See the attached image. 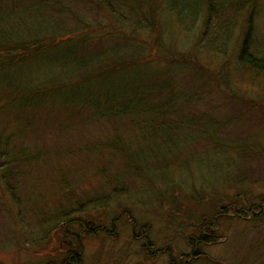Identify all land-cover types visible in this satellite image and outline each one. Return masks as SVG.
<instances>
[{"label": "trees", "instance_id": "trees-1", "mask_svg": "<svg viewBox=\"0 0 264 264\" xmlns=\"http://www.w3.org/2000/svg\"><path fill=\"white\" fill-rule=\"evenodd\" d=\"M189 1L177 2L176 6L172 0H158L162 3L161 13L158 14L168 15L167 12L172 10L171 13L177 16L172 24L182 26L185 19L178 16L185 14L186 5L189 3L190 7L195 8L193 22L201 19L208 31L205 39H213L206 42L204 49L210 51L215 46L217 51L224 55L233 46L230 42L235 44L239 38L233 29H237L238 18L249 4L236 1L239 5L232 4L229 7L228 3L235 0ZM26 2L0 0V100L5 101V104L0 106V115L13 111V115L20 120L18 122H21V127L14 134H10L5 140L0 138V199L1 204L6 206L7 194L11 195L13 199L8 203L6 210L16 212L12 216L15 218L13 223L16 228L26 226L27 230L34 231H27L22 239L11 237L9 244H15L20 251L27 254L46 256L54 239H59L55 233L60 230L65 246L59 249L63 256L59 263L82 264L83 241L95 239L100 235L116 238V224L125 219L133 223L134 239L145 241V253L154 258L152 250L155 246L150 238L151 227L141 225L140 218H133L129 211L123 212L118 219H113L109 226L96 219L88 221L75 216H83L91 207L94 210L105 209L111 199L117 198L116 202H119L131 195L133 199H139L138 203L136 202L138 207H146L153 212L157 210L162 217L165 213V220L169 225L185 227L187 224L186 227L193 228V225L189 224L190 209L200 203L198 201L194 204L196 197L188 192L189 184L173 176L171 172L173 169L184 171L188 166V157L201 160L202 156L209 155L212 157L210 160H213L214 169H217L219 159L231 154L233 161L224 173L223 181L212 186L214 189L238 182L247 183L250 175L246 171H240L243 167L251 169L254 175L259 176H251L254 181H261L264 170V145L258 143L250 146L251 138L241 137L258 125L262 118L256 123L260 116L254 114L244 118L241 113L249 126L251 125L249 129L239 123L241 118L227 117L228 120H223L216 113L218 108H222V104L217 107L210 105L209 108L203 109L206 98L195 88V84L202 80L203 84H206L210 76L216 87H219L225 82L223 78L214 73L208 75V71L201 74L200 71L205 67L198 68V71L188 77L186 93L181 92L186 98H183V95L166 98L163 93L167 84L157 82L163 72H153L155 79L146 86L130 81V75L137 67L150 68V65L143 61H132L133 52L129 47L125 52L111 47L96 50L100 42L95 36V31L99 24L90 21L91 15L96 11L105 13L103 19L112 20L123 29V17L137 10L135 0ZM206 4L209 6L208 10L204 8ZM81 5L84 8H81ZM219 7L225 10L221 12ZM166 19L164 20L167 21ZM34 28L41 30H33ZM121 29H115L121 35L119 39L126 35ZM255 31L256 25L251 26V21H248L245 33L239 32L240 38L243 39L242 44L237 45L240 49L239 59L243 60L240 64L241 74L251 71L264 73V58L250 54L254 40L251 35ZM220 35L225 38L226 43L215 41ZM73 37L75 39L72 40ZM203 37L202 31L201 41ZM165 42L167 43L163 39V44ZM232 48L235 50V46ZM106 61H110L109 65H105ZM30 64H47L48 68L42 70L44 73H39L38 78L29 82L26 81V71L24 76L21 72L20 77L15 75L19 68ZM102 65V70H97ZM60 73L70 74L64 79L60 77ZM172 91H175L173 85ZM227 100L228 104H232V101H241V98L231 93ZM9 104L13 109L4 111ZM233 107L238 108L234 105ZM75 120H78L81 126L93 124L108 127L109 130L95 138L91 135L93 139L80 137V145L77 143L76 146L63 149L58 147L52 141V134L70 135L71 130L76 131ZM40 123L43 124V131L36 146L23 145L25 136L38 133L37 126ZM233 130H237L236 135L231 133ZM89 131L91 133V130ZM235 139H239L236 146L243 149V153L254 151L250 154V162L240 165L239 159L244 160L246 156L241 154L238 159L232 154L234 147L226 141L234 142ZM180 146H184L188 153L194 154L187 155L182 152ZM74 157L92 161L90 163L96 176L104 181L103 193L108 190V196L102 195L100 190L86 196L78 193L76 180L83 175L84 168L82 172V167L77 165L66 164L68 168L60 165L62 158L70 162ZM45 167H48L46 174H49L46 178H35L30 183L24 180L28 178L27 175L36 171L34 169L44 171ZM43 179L49 181L48 185L45 181L47 187L44 191L40 189L39 184ZM157 187L160 191H152V195L148 197L150 189ZM206 188L202 186V190ZM25 189L31 194H25L23 197L21 194ZM146 192L147 196L143 201ZM94 194L98 195L91 197ZM263 206L264 199L253 203L247 201L243 205L232 204L224 217L229 219L228 216H235L238 211L243 216L246 213L252 214L253 221H264V212L258 213ZM130 211L132 212V209ZM24 215L28 216L29 220L26 221ZM221 215L216 214L211 220L205 218L202 223L197 224L196 234L188 238L193 246L191 254L180 257L178 262L174 259L172 264H192L201 259V247L215 245L219 239L216 221H219L218 217ZM35 228L40 229V232L36 233ZM167 254L172 257L170 251Z\"/></svg>", "mask_w": 264, "mask_h": 264}, {"label": "rangeland", "instance_id": "rangeland-1", "mask_svg": "<svg viewBox=\"0 0 264 264\" xmlns=\"http://www.w3.org/2000/svg\"><path fill=\"white\" fill-rule=\"evenodd\" d=\"M22 1L29 2L34 0ZM172 1L178 6L177 2L182 3L181 1L185 2L189 0ZM236 1L249 4V9L247 8L241 12L237 21V29H233L234 33L236 31L235 34L239 36L235 41V44L232 41L230 42V44H233L232 47L235 46V50L231 47V49L227 50L224 55L219 53L215 46H213L210 51L204 49L206 42L213 39H205L208 31L203 25L204 22L201 19H197L196 23L193 22L194 7H190L189 3L186 5L187 10L185 11V14L182 13L178 16L181 19H185V24L178 26L172 24L173 19H176L174 17H177L174 13H171L173 12L172 10H170V13L169 11L167 12L168 15H163L167 19L161 14H158L161 13L160 9H162V3H159L158 0H135L137 10L132 11V13L129 12L128 15L126 14V16L123 17L125 19V22L121 21L124 23L123 29L119 28V24L112 22V20L107 21L106 18L103 19L105 13L100 14L99 11H96L95 14L91 15L92 19H90V21L94 24H99L95 31V36L101 44L99 43L97 45L99 48L96 47V50L111 47L112 49H118L121 52H125V49L129 47L128 49H131L133 52V54H131L132 61H143V63H149L150 65V68L137 67L136 70L131 73L130 81H136L137 83L146 86L147 84L152 83V80L155 79L153 72H163L160 74L161 76L159 75L160 78L157 79V82L160 81L162 85L167 84V88L163 93L166 98H173L178 95H183V98H186L181 92L186 93L188 89L186 86L189 82V75L194 71H198V68L205 67L203 71H200L201 74H203L204 71H208V75L214 73V75L223 78L225 82L221 86L216 87L215 82L210 79V76L208 77V82L210 84H208V82L203 84L204 80L195 84V88L203 93V97L206 98L204 100L206 104L203 109L209 108L210 105L217 107L218 104H222V108H218L219 110L216 112L218 117L223 120L224 118L228 120L227 117H230V119L241 118L239 123L241 122L242 127L245 129H249L251 126H249L248 122L244 119L245 117H252L254 114L260 116L256 123H258L261 118L262 121L259 122L258 125L254 127L252 126L253 128L247 131L241 139L248 136L251 138L250 146H255L258 143L264 145V73L257 74L248 68L251 72H243L241 74L242 65L240 64L243 60L241 61V58L239 59L238 51L240 49L237 47V45L242 44L243 41V39L240 38V33H245L247 22L251 21V26L256 25V31L251 35L254 40L253 49L250 54L264 58V0H235V2L228 3L229 7L232 4L239 5ZM255 1H257V3ZM208 7V4H206L204 8L207 9ZM81 8H84V6L81 5ZM223 8H225V4H223ZM219 9L221 12L225 10L220 7ZM39 29L40 28H34L33 30L39 31ZM115 29H121L123 32H126V35H123L122 38L119 39L121 35L118 31H115ZM202 31L204 32V37L201 41L200 37ZM222 38L223 37L220 35L215 41L226 43L227 41H225V38ZM73 39H75V37H73L72 40ZM163 39L164 41H167V43L165 42L163 44ZM245 59L247 60V57ZM106 63L107 64L105 65H109L110 61H106ZM49 67L51 66L49 65ZM103 67L104 65L98 67L97 70H102ZM47 68V64H30L19 68L15 75L20 77L19 73L21 72V75L24 76L26 71V81L29 82L31 79L35 80L36 77L38 78V74L44 73L42 70H46ZM69 74L70 73L61 75L60 73V77L65 79ZM172 85L173 88H175L174 93L176 94L172 91ZM231 93L238 95L241 98V101H232V104H228L227 98L230 97ZM243 100L245 101L243 102ZM4 104L5 101L0 100V106ZM233 105L238 108H234ZM12 109V105L9 104L5 107L4 111H10ZM241 113L244 114V118ZM13 114L15 113L12 111L0 115V138L2 140L8 138L10 134H14L16 130H19L21 127V122H18L20 120ZM75 123L76 131L73 132L71 130V134H68V136L65 133L59 134L60 136L52 134V141H54L58 147L63 149L76 146L77 143L80 145V137L95 138L102 132L107 133L106 131L109 130L108 127H98L93 124L90 126H81V123L78 122V120H75ZM41 125L43 124L40 123V125L38 124L37 126V134L25 136V142L23 141V145L36 146L40 134L43 131ZM89 130H91V133ZM31 131H33V128ZM231 133L236 135L237 130H233ZM237 140L239 139H235L234 142H230V140L226 141L227 144L230 143V145L234 147L232 154L238 159L241 154L246 156L244 160L239 159L241 161L240 165L245 162H250V154L254 151H245V153H243V149L236 146L238 143ZM180 148L182 149V152H185L187 155L194 154V152L188 153V151H185L184 146H180ZM245 150H247V148ZM78 154H80V151H78ZM188 158V166L184 171H176L173 169L171 172L173 176L179 177L184 183L189 184L188 192L196 197L193 201L194 204L198 201L200 203L199 206L194 205V207H191L190 209L191 220H189V224L193 225V228L186 227L187 224H185V227L169 225L165 220V218H167L165 213L163 218L161 213L157 210L153 212L146 207H138L136 204L139 199H133L131 195L126 196L125 200L119 202H116L117 198H113L110 200L107 208L94 210L91 207L87 209L88 212L83 216L76 215L75 218L82 217L88 221H94L96 219L109 226L113 219H118L123 212L129 211V213L133 215V218H140L139 221L141 225L151 227L150 238L155 246L154 250H152L155 256L154 258L148 257L149 255L145 253V248H143L145 241H137L134 239L132 235L133 223L131 220L127 221L124 219V221L121 220L116 224V238H108L104 235H100L95 239L91 238L83 241L84 252L82 255V264H172L174 263V259L178 262L180 257L189 255L192 252V242L188 240V238L196 234L195 226L202 223L205 218L210 220L214 219L216 214H222L221 217H218L219 221H216L218 222L216 230L219 239L218 241L216 240L217 243L215 245L201 247L200 252L203 254L202 258L192 264L264 263L263 221L258 219V221L252 220L249 222L242 220L241 218L226 219L223 217V215H227V211L229 210L228 207L232 204L243 205L247 201L253 203L254 201L259 202L261 199H264V170H262L263 180L261 179V181L259 180V182H257L254 181L252 177L257 178L259 176L254 175L251 169L243 167L240 171H246L251 178L247 179V183L238 182L235 185L216 187L214 189L212 186L223 181V175L229 169L230 164L233 161L231 154L225 157L222 156V158L219 157L220 159L217 169H214L213 160H210L212 157L209 155L202 156L201 160L196 157ZM61 162L60 165L67 168L68 166L66 164L82 167V172L84 168L83 175L77 177L76 180L77 191L79 194L86 196L89 195V193H96L99 190L102 193L105 191L102 188L104 181L96 176L91 164L92 161L88 162L80 157H74L70 159V162H68V159L62 158ZM34 170L36 171L33 172L32 175H27L28 178L24 179L25 181H28V183L35 180V178H46V176L49 175L46 174L48 167H45L44 171H38L37 169ZM47 180L43 179V182L39 183L40 189L43 191L48 185L49 181ZM45 181L47 182V185ZM202 186L207 188L202 190ZM139 189H141V187H139ZM150 190L151 193L148 197L152 195L154 191H160V188L157 187V189ZM161 191H163V189H161ZM215 191H217V193H215ZM23 192L24 193L21 194L23 197H25V194H31V192L26 189L23 190ZM108 194L109 191L107 190L102 195L108 196ZM97 195L98 194H94L91 195V197H96ZM146 196L147 192L143 196V201ZM12 199L11 195L7 194V199L5 200L6 206L1 204L0 199V264L59 263L63 259L59 249H62V247L65 246V242H63L61 237L62 232L60 230L55 233L59 239H54L53 244L50 247L51 250L46 253L48 254L46 256L31 253L27 254L20 251L15 244H9L11 237L17 236L19 239H22V237L24 238V234H26L27 231H30L26 229V226L16 228V225L13 223V219L15 218L12 216L16 212L11 211L10 209L6 210L8 203L11 202ZM212 203L215 204L211 206ZM224 207L225 209L223 210L222 208ZM130 209H132V212ZM239 209H242V207H239ZM23 217L26 221L29 220L28 216L24 215ZM38 228H35L36 233L40 232V229ZM30 232L33 233L34 231ZM169 251L171 252L172 257L167 254Z\"/></svg>", "mask_w": 264, "mask_h": 264}, {"label": "flooded vegetation", "instance_id": "flooded-vegetation-1", "mask_svg": "<svg viewBox=\"0 0 264 264\" xmlns=\"http://www.w3.org/2000/svg\"><path fill=\"white\" fill-rule=\"evenodd\" d=\"M263 208H264V207H263ZM263 212H264V211H261V213H263ZM248 216H249V218H252V217H253V215H252V214L250 215L249 213H248ZM238 217L242 218V216H238Z\"/></svg>", "mask_w": 264, "mask_h": 264}]
</instances>
